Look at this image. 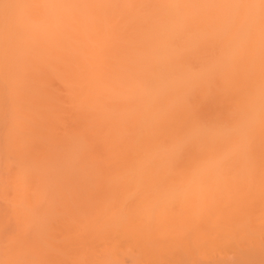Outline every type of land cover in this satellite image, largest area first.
Wrapping results in <instances>:
<instances>
[{"label":"bare ground","instance_id":"obj_1","mask_svg":"<svg viewBox=\"0 0 264 264\" xmlns=\"http://www.w3.org/2000/svg\"><path fill=\"white\" fill-rule=\"evenodd\" d=\"M0 264H264V0H0Z\"/></svg>","mask_w":264,"mask_h":264}]
</instances>
